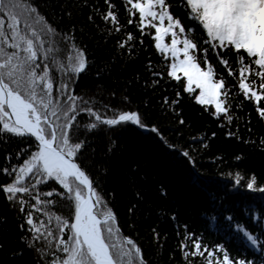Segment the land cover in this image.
Masks as SVG:
<instances>
[{
  "label": "snow or ice",
  "instance_id": "6c2138e0",
  "mask_svg": "<svg viewBox=\"0 0 264 264\" xmlns=\"http://www.w3.org/2000/svg\"><path fill=\"white\" fill-rule=\"evenodd\" d=\"M93 36L112 48L90 50ZM88 76L97 82L77 91ZM186 99L225 137L264 152V134L253 138L248 127L242 137L238 115L247 102L264 124V0H0V197L13 213H0V264H163L164 222L177 238L169 262L178 251L181 264H264V181L255 172L229 175L259 194L258 213L234 232L225 218L251 259L182 223L162 181L153 203L138 164L123 169L125 184L110 183L113 136L132 127L196 164L192 145L206 148L207 134L178 147L149 122L171 115L181 139L192 127ZM150 216L153 248L140 242Z\"/></svg>",
  "mask_w": 264,
  "mask_h": 264
},
{
  "label": "trees",
  "instance_id": "16d2710c",
  "mask_svg": "<svg viewBox=\"0 0 264 264\" xmlns=\"http://www.w3.org/2000/svg\"><path fill=\"white\" fill-rule=\"evenodd\" d=\"M84 22V17L78 18ZM120 19L123 21L124 13L121 12ZM130 31L135 30L129 26ZM94 29L90 26L87 29L89 35ZM150 37L145 36V46L149 44ZM99 42L100 52H105L112 48L113 40L109 39L105 43L99 36H93L90 41L91 46ZM143 60L148 52H141ZM97 81L91 76L81 77L77 91L86 86H91ZM184 116L191 122L192 127H184L181 129L183 137L177 139L176 121L171 116H162L159 112L151 114L149 122H156L164 131V136L169 143L178 147L183 145L186 140L194 135L207 134L208 146L201 147L199 144L192 145L198 149L193 153L196 156V164H189L176 150L164 146L153 134L138 130L134 127L124 132H118L113 136L116 145V151L112 156L110 183L115 182L123 185L126 182L122 180L123 169L131 164H138L140 174L148 176V193L149 199L155 203L158 197L155 194V186L157 182H163L167 185L172 195L169 196L170 201H176L179 204L180 221L186 222L191 230L202 233L204 239L208 243L228 241L226 247L233 255L248 254V258H253L250 253L253 251L248 245L247 249L234 238L227 235L228 225L226 217L231 215L233 220L232 231H235V222L241 224L248 221L249 212L258 213L261 201L258 193H249L243 187L244 181L240 186L234 184L232 175L240 171L242 174L255 172L261 181H264V152L258 151L250 144L237 142L227 138L224 130L217 127V123L210 118L207 113H202L200 106L194 102L189 104L187 99L184 102ZM251 113V121L249 125H245L244 121L249 119ZM241 117L240 135L244 138L249 137L248 127H251V136L253 138L260 134H264V124L258 122L257 117L251 105L245 102L243 110H238ZM235 130V127L233 128ZM217 133L216 137H211V132ZM103 137V134H101ZM241 156L237 160L235 157ZM127 195V193H125ZM126 199L120 201V216L124 218V204ZM175 207V204L173 205ZM0 213L11 217L12 212L7 210L2 197H0ZM211 217H216L215 220ZM10 224L14 226L15 222L10 219ZM156 223L153 217H149L147 222L141 226L140 242L148 248H153L151 235L148 229ZM159 231L161 234L167 233L168 239L164 243L163 264H181L180 253H175V260L169 262V251L175 246L177 238L175 230L170 223L161 224ZM9 238L10 237H6ZM26 259L28 256L26 255Z\"/></svg>",
  "mask_w": 264,
  "mask_h": 264
},
{
  "label": "rangeland",
  "instance_id": "374dc122",
  "mask_svg": "<svg viewBox=\"0 0 264 264\" xmlns=\"http://www.w3.org/2000/svg\"><path fill=\"white\" fill-rule=\"evenodd\" d=\"M146 132V131H145Z\"/></svg>",
  "mask_w": 264,
  "mask_h": 264
}]
</instances>
